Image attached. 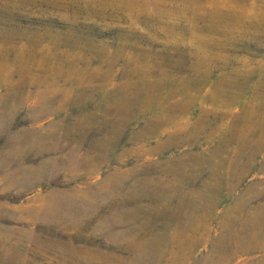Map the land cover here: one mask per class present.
Listing matches in <instances>:
<instances>
[{
  "label": "rangeland",
  "instance_id": "374dc122",
  "mask_svg": "<svg viewBox=\"0 0 264 264\" xmlns=\"http://www.w3.org/2000/svg\"><path fill=\"white\" fill-rule=\"evenodd\" d=\"M256 208L264 0H0V264H264Z\"/></svg>",
  "mask_w": 264,
  "mask_h": 264
},
{
  "label": "bare ground",
  "instance_id": "6f19581e",
  "mask_svg": "<svg viewBox=\"0 0 264 264\" xmlns=\"http://www.w3.org/2000/svg\"><path fill=\"white\" fill-rule=\"evenodd\" d=\"M28 31V30H27ZM49 31H45L44 33L42 32H34L32 31V33H30L29 31V34L26 32V31H21V33L17 34V37H26L28 40H33L32 38H36V37H40V36H45L47 34H49ZM57 34V33H55ZM14 35H6L5 38H9V37H12ZM74 36L73 34H66L64 35V40H73L74 39ZM62 39V40H63ZM53 40L54 41H57L59 40L58 37H56L55 35H53ZM37 143V142H36ZM54 147V146H53ZM64 162V161H62ZM72 165V164H71ZM23 169V168H22ZM21 169V170H22ZM25 170V169H24ZM35 175L37 174L36 172H33V171H30V173H28V175ZM27 175V176H28ZM117 191V190H116ZM188 191L187 193H185L183 196H181V199H180V203H186L184 202V200L187 199V196H188ZM255 231L257 233H260L261 234V237L263 238L264 240V212L262 211V209L260 208H256V211L254 212V214L252 216H246L244 219H243V227H242V233H241V237L244 239V237L247 236V233H250V231ZM238 234V233H237ZM111 238V237H110ZM260 238V239H262ZM9 239V238H8ZM4 242H0V250H2L1 252V255L4 257V258H9L11 260L15 259V260H19L20 257H18L16 254L10 252L9 249H6L4 247ZM72 247H69L68 249V252H75V249H71ZM239 248V247H238ZM236 249V248H235ZM248 248H239L240 252H244L246 251ZM236 251V250H235ZM233 250L230 252L232 253ZM173 260V259H172ZM228 260V257L227 259Z\"/></svg>",
  "mask_w": 264,
  "mask_h": 264
}]
</instances>
